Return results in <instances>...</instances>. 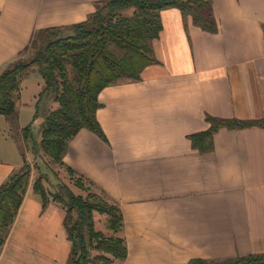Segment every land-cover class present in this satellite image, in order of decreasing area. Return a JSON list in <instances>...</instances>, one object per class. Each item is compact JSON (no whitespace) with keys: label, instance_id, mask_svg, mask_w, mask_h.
<instances>
[{"label":"crops","instance_id":"0c3cea01","mask_svg":"<svg viewBox=\"0 0 264 264\" xmlns=\"http://www.w3.org/2000/svg\"><path fill=\"white\" fill-rule=\"evenodd\" d=\"M99 1L0 0V69L21 62L36 31L82 22ZM211 1L217 33L191 17L186 25L176 7L162 11L159 62L142 80L100 93L98 119L108 140L83 128L65 155L124 214L129 254L112 264L264 253V128L222 127L205 152L190 138L210 127L208 115L264 117V0ZM26 89L23 83L18 104L25 105ZM21 165L0 157V186ZM30 178L0 264H68L72 242L68 234L61 242L58 232L66 211L56 202L44 209Z\"/></svg>","mask_w":264,"mask_h":264},{"label":"trees","instance_id":"16d2710c","mask_svg":"<svg viewBox=\"0 0 264 264\" xmlns=\"http://www.w3.org/2000/svg\"><path fill=\"white\" fill-rule=\"evenodd\" d=\"M176 7L184 20L206 32L217 33L219 24L211 0H102L84 21L38 30L29 45L21 52L33 50L30 62L13 68L0 69V116L18 113L22 81L35 66L45 80L44 93L59 104L51 111L43 129V143L55 162L66 165L64 158L70 142L83 128L103 139L107 135L98 119L103 106L100 93L110 85L142 80L145 68L158 63L154 41L163 30L162 11ZM210 127L190 135L195 148L205 152L214 149V136L222 128H264V117L258 119L221 118L207 116ZM30 141L31 125L24 128ZM78 176L80 186L88 181L97 191L87 196L76 194L67 185L66 192L52 195L44 177L37 179L34 190L43 208L52 202L66 211L64 225L72 242L68 264H112L125 260L129 250L124 236H107L97 230V213L108 215V229L120 233L124 214L106 191L66 165ZM32 169L25 163L0 186V249L6 244L12 225L24 201ZM83 183V184H82ZM85 186V185H84ZM85 188V187H83ZM99 251L92 255V250ZM188 264H264V253L228 257L222 260L191 259Z\"/></svg>","mask_w":264,"mask_h":264},{"label":"rangeland","instance_id":"374dc122","mask_svg":"<svg viewBox=\"0 0 264 264\" xmlns=\"http://www.w3.org/2000/svg\"><path fill=\"white\" fill-rule=\"evenodd\" d=\"M33 57V50H29L20 54L19 60L30 62ZM15 65L14 63L7 68H13ZM32 68H34V71L22 81V86L23 83L27 86V96L23 97L25 105L18 104L17 102L18 113L9 116L2 115L0 117V157L16 159L20 165L22 164L20 167L24 166L25 163L28 164L32 169L31 177L33 178V183L38 178L44 177L43 182L52 195L66 192L65 186L67 185L76 194L87 196L89 192L97 191L96 187L89 185L88 181L83 182L84 184L82 183L85 188L81 187L78 176L71 174L66 167L67 164L63 165L55 162L43 143V129L46 119L51 111L58 108L59 104L48 93H44L46 87L45 80L35 66H32ZM38 82L41 83L38 84ZM28 125H31L32 136L30 137V141L27 140V131L24 130ZM37 196L43 207L41 198L39 195ZM62 208L65 210L63 206ZM51 214V218L57 219L53 213ZM107 218L108 215L104 212L96 214L95 224L97 230L103 231L107 236H123L122 232L117 233L107 228ZM64 219L61 218L59 221L58 232L61 242L63 239L67 240ZM39 227L37 224L36 226L33 225L31 229L33 228V231H35ZM98 253L99 251L96 249L92 250L93 256ZM69 257L70 255L68 254V259ZM117 260L119 261V259H115L114 262Z\"/></svg>","mask_w":264,"mask_h":264},{"label":"water","instance_id":"95a60500","mask_svg":"<svg viewBox=\"0 0 264 264\" xmlns=\"http://www.w3.org/2000/svg\"><path fill=\"white\" fill-rule=\"evenodd\" d=\"M21 62H19V64H20Z\"/></svg>","mask_w":264,"mask_h":264}]
</instances>
